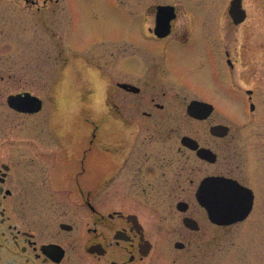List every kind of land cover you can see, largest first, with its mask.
Wrapping results in <instances>:
<instances>
[{
	"label": "flooded vegetation",
	"instance_id": "1",
	"mask_svg": "<svg viewBox=\"0 0 264 264\" xmlns=\"http://www.w3.org/2000/svg\"><path fill=\"white\" fill-rule=\"evenodd\" d=\"M214 1H107L114 13L109 16L128 25L136 19L141 23L134 34L98 39L100 45L92 49L105 50L95 52L91 63L98 84L91 95L97 118L93 138L105 132L113 140L108 149L100 143L86 148L85 156L92 151L109 154L87 164L84 156L77 175L64 176L63 142H42L49 97L34 89V73L26 79L0 63V264H150L157 247L165 244L158 246L139 210L156 199H177L183 229L174 246L191 251L197 241L184 235L200 231L201 220H208L197 194L210 177L231 178L252 190L250 215L264 209V127L250 126L252 119L264 118V100L245 84L244 75L239 80L228 77L229 68L233 72L241 61L252 65L255 52L175 53L191 46L196 22L217 18L211 13L221 12L222 6L221 16L228 17L229 2ZM25 2L41 9L40 0ZM171 16V32L158 35V18ZM26 94L42 100L38 112L9 104L10 96ZM193 101L209 103L213 110L203 119L194 117L188 112ZM219 125L228 127L223 136L211 132ZM184 137L196 141L198 148L183 144ZM200 148L211 151L215 160L202 158ZM70 180L78 188L75 201L64 197V181ZM133 199L145 203L139 206ZM180 202L187 203L186 211L178 209ZM186 217L199 230L187 227ZM161 252L164 257L165 247ZM206 255L203 263L212 264ZM190 257L197 261L199 255L193 250Z\"/></svg>",
	"mask_w": 264,
	"mask_h": 264
},
{
	"label": "rangeland",
	"instance_id": "2",
	"mask_svg": "<svg viewBox=\"0 0 264 264\" xmlns=\"http://www.w3.org/2000/svg\"><path fill=\"white\" fill-rule=\"evenodd\" d=\"M107 1L47 0L44 5V0H40L39 10L25 0H0V63L11 66L26 79L34 73L37 81L34 89L49 97V123L42 142L64 143V176L78 174L86 148L100 143L108 149L113 140V136L105 132L99 133L97 140L93 138L97 118L91 95L98 84L91 63L95 52L105 50L92 49L100 45L98 39L134 34L141 20H133V25H128L127 21L114 19L109 16L114 14L112 10L105 6ZM226 1L230 6V0ZM223 8L219 13H211L217 18L196 22L191 46L175 53L190 57L198 50L227 49L234 54L237 50H253V64L241 61L233 72L229 68L228 77L239 80L244 75L245 84L255 87L264 100V0H246L248 17L242 25H235L229 14L221 16ZM252 120V128L264 127V118ZM234 121L237 127L238 120ZM227 122L233 124L230 119ZM39 131L38 128L36 133ZM102 154L94 155L92 151L85 156V163H92L97 156L107 158L109 151ZM76 192L75 182L64 181L66 201L77 200ZM186 200L194 202L193 198ZM132 203L140 206L145 200L133 199ZM176 203L177 199L148 200L144 207L137 209L154 238L159 239L158 246L165 244L167 250L162 257L164 247H157L150 264H207L203 263L205 254L212 264H264V209H256L245 221L225 227L212 224L205 216L200 231L184 235L186 239L197 241L195 249L193 246L191 251L188 248L180 251L174 242L180 238L178 231L183 229V215L176 210ZM194 205L198 212L196 202ZM133 208L136 209L135 205ZM193 250L199 255L197 261L190 257Z\"/></svg>",
	"mask_w": 264,
	"mask_h": 264
},
{
	"label": "water",
	"instance_id": "3",
	"mask_svg": "<svg viewBox=\"0 0 264 264\" xmlns=\"http://www.w3.org/2000/svg\"><path fill=\"white\" fill-rule=\"evenodd\" d=\"M230 14L235 24H239L245 19L246 12L242 7V0H232ZM169 26L170 23L167 21L162 23L158 21L156 33L160 36L167 35L170 32ZM9 104L19 111L38 112L42 107V100L30 94H26V96L12 95L9 97ZM212 110L211 104L200 101L191 102L188 108L190 115L201 119L205 118ZM211 132L223 136L228 132V127L215 126ZM182 142L192 148H198V143L189 137H184ZM199 154L202 158L215 160L214 154L207 149L200 148ZM197 200L207 210L209 219L217 225H230L244 220L253 205L252 191L236 180L226 177H210L204 180L198 190ZM187 207L185 202L178 204L180 211H186ZM184 224L193 230L199 229V225L191 218H184Z\"/></svg>",
	"mask_w": 264,
	"mask_h": 264
}]
</instances>
